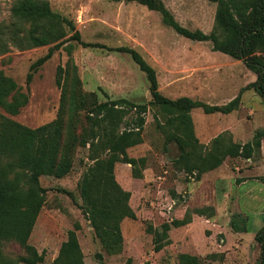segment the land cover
Segmentation results:
<instances>
[{
    "label": "rangeland",
    "instance_id": "rangeland-1",
    "mask_svg": "<svg viewBox=\"0 0 264 264\" xmlns=\"http://www.w3.org/2000/svg\"><path fill=\"white\" fill-rule=\"evenodd\" d=\"M161 1L179 25L204 33L210 31L213 2ZM48 2L53 11L73 23L81 41L97 45L82 46L67 39L52 49L50 57L32 73L27 90L25 76L29 65L44 55L49 46L18 50L10 45L0 54V69L16 82L21 92L27 91V102L15 115H7L1 109L0 114L28 127L53 119L59 99V89L54 83L57 65L61 68L74 65L80 89L94 94L96 102L122 98L135 104L147 103L150 97L144 74L127 53L108 49L127 46L135 49L154 69L157 89L167 98L187 96L220 105L239 92L237 108L227 114H205L198 107L190 110L193 134L204 147L224 132L230 135L232 143L241 145L264 126V100L251 87L245 88L255 80V75L240 60L230 58L225 62L219 57L223 53H209V58H205V52L211 51L209 41H193L178 35L161 22L158 12L136 1ZM10 5L11 0H0V21L8 20ZM71 32L67 30V35ZM68 45L69 53L64 47ZM225 79L228 81L224 82ZM153 112L149 107L143 115L142 142L126 149L130 157L144 156L141 177L133 178L127 163L117 162L113 167L116 182L129 192V207L135 214L120 227L119 253L107 254L100 247L77 207L75 185L88 162V143L81 139L67 174L60 178L38 177L39 185L45 189V201L28 237V243L42 255L38 264H52L60 242L74 222L79 224L75 234L84 264H177L178 253L195 255L199 264H264V254L254 239L264 225L261 179L264 178V137L253 146L250 157L226 156L219 166L202 173L198 179L203 177V180L196 184L194 172L173 168L177 148L171 142L166 144L155 128ZM130 118L129 114L125 122ZM185 204L181 218L191 223L188 229L170 226L166 235L168 238L171 230V240L168 238L160 250L153 251L151 234L146 228L159 230L161 223L175 218L174 208ZM232 216L243 219L248 230L233 232L229 228ZM3 251L10 258L22 253L13 242H8ZM98 253L100 257L96 256Z\"/></svg>",
    "mask_w": 264,
    "mask_h": 264
},
{
    "label": "trees",
    "instance_id": "trees-1",
    "mask_svg": "<svg viewBox=\"0 0 264 264\" xmlns=\"http://www.w3.org/2000/svg\"><path fill=\"white\" fill-rule=\"evenodd\" d=\"M136 1L160 14L161 22L178 35L193 41H209L212 51H219L240 60L255 75L246 84L264 100V0H208L215 4L213 23L208 33L189 30L179 25L161 0ZM67 30L71 34L67 35ZM73 39L82 46H96L81 41L73 23L53 11L48 0H11L10 16L0 21V54L10 45L18 50L49 46L47 52L29 65L25 76L26 90L32 73L48 59L52 49ZM69 53V45L64 46ZM109 50L127 53L148 83L149 100L135 104L125 99L94 100V94L80 89L74 65L56 67L54 83L59 99L53 119L35 127L25 126L7 115H15L27 102V91L21 92L16 82L0 69V264H38L41 253L28 243V237L37 214L45 201V189L39 185L41 175L60 178L71 169L73 154L79 140L88 143L87 163L76 181L78 208L88 221L93 236L107 254L119 253L123 218L133 219L128 205L129 192L120 187L113 175L117 162L130 166L133 178L141 177L144 156L130 157L126 149L142 142L143 115L150 107L155 128L167 143L175 144L177 156L174 169L196 174V179L220 165L226 156L252 155L253 146L264 137V126L255 131L252 139L241 145L232 143L224 132L211 139L209 146L201 145L193 134L190 110L200 108L203 113L227 114L236 109L239 92L224 104H206L187 96L174 99L163 96L157 89L154 69L133 48L109 47ZM149 106V107H148ZM131 115L125 122V117ZM264 183V178H261ZM70 195V193H68ZM264 196V188H263ZM199 213V212H198ZM185 217L163 222L160 228L148 226L153 251L167 243L170 226L187 223ZM229 228L233 232H246L243 219L232 216ZM66 231L58 246L52 264H84L75 230ZM261 254H264V225L255 234ZM8 242L16 243L22 253L10 258L3 248ZM100 257V254H96ZM177 264H199L195 255L177 254Z\"/></svg>",
    "mask_w": 264,
    "mask_h": 264
},
{
    "label": "crops",
    "instance_id": "crops-1",
    "mask_svg": "<svg viewBox=\"0 0 264 264\" xmlns=\"http://www.w3.org/2000/svg\"><path fill=\"white\" fill-rule=\"evenodd\" d=\"M216 52H219V51H206L205 52V54H204V57L205 58H209V56H210V54L209 53H212V54H214V55H216L215 53ZM221 53V52H220ZM224 56H219V57H221L225 62H227L228 61V59H230L231 57H229V56H227L226 54H223ZM252 75V74H251ZM252 77V76H251ZM226 81H228V79H225L224 80V82H226ZM251 81V80H250ZM223 82V83H224ZM235 137V136H234ZM203 180V177H201L200 179H198V180H195L196 181V184H199V183H201V181ZM189 186L191 187V184H189ZM130 202H129V200H128V205L130 206V204H129ZM186 205L187 204H185L182 208L180 207V206H178L177 208H174V214H173V216L175 217L174 219H180L181 218V215H182V213H183V211H184V209L186 208ZM126 219H128V218H123L121 221H120V223H119V226L121 227V225L123 224V222L126 220ZM191 223L190 222H187V223H185V224H183V225H180V227H182L184 230L185 229H188L187 227H189V225H190ZM247 228V227H246ZM248 230V229H247ZM169 236H168V238L171 240V230H170V232H169V234H168Z\"/></svg>",
    "mask_w": 264,
    "mask_h": 264
}]
</instances>
